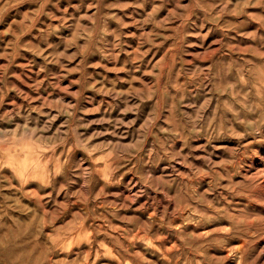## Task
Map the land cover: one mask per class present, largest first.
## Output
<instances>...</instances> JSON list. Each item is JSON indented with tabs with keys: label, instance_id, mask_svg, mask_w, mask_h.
Wrapping results in <instances>:
<instances>
[{
	"label": "rangeland",
	"instance_id": "1",
	"mask_svg": "<svg viewBox=\"0 0 264 264\" xmlns=\"http://www.w3.org/2000/svg\"><path fill=\"white\" fill-rule=\"evenodd\" d=\"M0 264H264V0H0Z\"/></svg>",
	"mask_w": 264,
	"mask_h": 264
},
{
	"label": "bare ground",
	"instance_id": "2",
	"mask_svg": "<svg viewBox=\"0 0 264 264\" xmlns=\"http://www.w3.org/2000/svg\"><path fill=\"white\" fill-rule=\"evenodd\" d=\"M23 161H24V160H23ZM61 206H63V205H61ZM243 243H245V242L243 241ZM243 243H242L241 245L244 247ZM230 252H231V251H230ZM230 252H229V253H230ZM235 252H236L237 255L241 256V254H242V247H241V246H238L237 248H235ZM234 255H235V254H234ZM238 260H240V259H238Z\"/></svg>",
	"mask_w": 264,
	"mask_h": 264
}]
</instances>
